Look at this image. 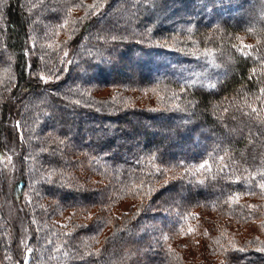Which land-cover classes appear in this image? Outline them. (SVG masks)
Masks as SVG:
<instances>
[{
	"label": "trees",
	"instance_id": "obj_1",
	"mask_svg": "<svg viewBox=\"0 0 264 264\" xmlns=\"http://www.w3.org/2000/svg\"><path fill=\"white\" fill-rule=\"evenodd\" d=\"M162 3L198 5L188 33L215 49V81H183L164 60L154 69L178 50L148 43L171 33L145 12ZM77 12L83 31L65 34ZM59 35L68 67L51 48ZM135 54L153 65L144 84L183 88L162 89L166 108L129 104L143 73L111 102L95 89L122 85L119 75L78 79ZM0 83V142L20 144L32 232L23 257L0 194V264H264V0H0ZM157 132L169 139L149 141Z\"/></svg>",
	"mask_w": 264,
	"mask_h": 264
},
{
	"label": "rangeland",
	"instance_id": "obj_2",
	"mask_svg": "<svg viewBox=\"0 0 264 264\" xmlns=\"http://www.w3.org/2000/svg\"><path fill=\"white\" fill-rule=\"evenodd\" d=\"M197 7L198 5L196 4L183 5L182 3L179 4L162 3L160 4V6L155 7L154 9L153 6L150 7L148 6L145 12L150 19L149 21H151L155 25H160L163 28L170 29L171 33L162 31V33H164L163 35H160L159 33V35L156 36H153L152 34L149 33L147 37L151 39V41H148V43L149 42L153 44L156 43L158 45H166L178 49V50H174L175 52H171V55L170 54L168 55L169 57L164 56L163 58L160 59L157 58L158 62L156 63L152 62V64L155 65L154 66V69L156 68L155 70H157V67H160L161 65L165 64V62H163L164 60L166 61L165 65H167V68H170V65L173 66L180 65V69L182 71H178L177 77L182 79L183 81L187 80V81H191L192 83L208 85L211 83V80L215 81L217 77L222 74V70L214 64V56L216 51L214 48H212L213 46L202 45L203 43H201L199 37H192V35L188 33L189 31L192 32L191 30L193 29V26L189 25L187 20L193 18L192 15L193 11L199 9V7L198 8ZM200 8L201 10H203V6L202 7L200 6ZM78 13L79 12H77V18H78L77 22L73 25L72 23L75 22L76 19H73L71 23L69 22L68 28L65 30V34L68 32H74L76 30L81 32L83 31V27H81L83 21L79 22L81 13L79 14ZM205 32L207 34L216 33L213 30H207ZM217 33H219V31H217ZM62 36L59 35L57 38H54V40L52 41L53 46H51V48H56L58 55L62 53L63 54L67 53V55L64 56L62 54V58L63 59L67 58L68 62L66 66L68 67L70 66L69 57L71 51L68 49V47L64 48L63 50L58 49V42L60 41V37ZM243 36L244 34L240 33L239 39L241 43H248L249 40L244 38ZM25 57L27 59L28 56L25 55ZM145 58L148 61L149 56H145V55L139 56L135 54L129 61H125V62L117 61L115 66L114 65L110 66L111 69L108 68L107 66L104 75H103V71L101 72V69H103L102 65L95 64L97 67L92 68V71L91 70L83 71L80 75L77 76H79L78 78L79 80L90 78L93 80H97V82L99 81L101 83H106L107 81H105V79L111 78L114 75L115 76L119 75L120 78L117 81L122 83V85L118 84L117 86H111V87L108 86L102 89L96 87L95 89V91H97L95 93L96 97L98 98L104 97V99L105 97H107L108 98L107 101L111 102L113 101V99L110 97L115 95L117 91L123 90L125 88L123 86V83L132 82L131 84L133 85L135 81L139 80L138 77L140 76V74L143 73L144 77H141L142 81H138L141 82L142 86L141 87L132 86L130 84L133 88H130L126 91L127 92L126 94L129 95V99H128L129 104L141 108H152V109L166 108L171 104V100L168 97L163 96V92H165V90L162 89L164 88L171 89V91L180 93L183 91V88L168 83L159 84L155 86L144 84L145 82H147L146 77L149 78L150 76H152V74L153 76L155 75L152 72L153 65L146 68L145 67L146 64H143L141 62V59L144 60ZM41 62L42 63L44 62L46 64V61L41 60ZM139 63H141L142 65ZM155 73H159V72H155ZM55 78L56 77L54 76L50 77V76H45L44 74L42 76V79L48 83L54 81ZM89 123L92 124L93 122H89ZM94 124L97 127L95 131H99V129L104 125L103 122H98V121L95 122ZM16 132L18 133L19 130L16 129ZM139 136L140 135H133V137L131 138L132 145L134 144L137 147L138 140L141 141ZM160 139L167 140L169 138L166 135V133H158V132L156 134L155 133L151 134L148 137V140L152 142ZM182 152H183V148H181L180 146H176L168 154H170L169 155L170 157H174L178 153H182ZM119 155L125 156V154L122 153H119ZM20 157H21V148L19 143L13 144L10 138L8 139V142L7 141L3 143L0 142V194L2 197H4L5 213L15 229V236H16L15 239L22 250L21 254L23 257H27V253L29 249L28 248L29 241L31 239L32 232L29 226L28 219L26 217L27 212L24 206L23 205L21 206L20 204L21 202L19 199V178L21 177V172H22ZM199 165L195 166L194 170L202 171V168H200ZM171 177H175V176H173L172 174H168L165 177V180H168ZM175 194L176 196H179L180 193L176 192ZM130 206H131L130 203H125L123 204V209H128ZM207 216L209 218H213L214 214H208ZM253 231L254 228L252 226H246L244 227L242 236L249 239L248 236L251 235Z\"/></svg>",
	"mask_w": 264,
	"mask_h": 264
},
{
	"label": "snow or ice",
	"instance_id": "obj_3",
	"mask_svg": "<svg viewBox=\"0 0 264 264\" xmlns=\"http://www.w3.org/2000/svg\"><path fill=\"white\" fill-rule=\"evenodd\" d=\"M113 39H115V37H113ZM65 55H67V53H65ZM260 91H261L262 94H264V88H262ZM16 127L17 128L19 127V121H17ZM206 164H207V162L205 161L204 163L200 164L199 167L200 168H204L206 166ZM260 188L264 189V183L260 184ZM28 251L31 252V249H28ZM240 251H243V249H240ZM258 251L264 252V248L258 249Z\"/></svg>",
	"mask_w": 264,
	"mask_h": 264
}]
</instances>
